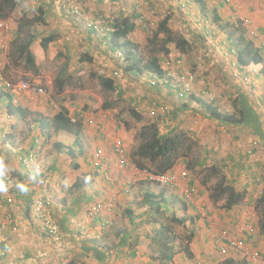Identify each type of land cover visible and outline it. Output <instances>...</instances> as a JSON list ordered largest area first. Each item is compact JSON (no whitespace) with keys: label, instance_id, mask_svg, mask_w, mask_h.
Here are the masks:
<instances>
[{"label":"rangeland","instance_id":"obj_1","mask_svg":"<svg viewBox=\"0 0 264 264\" xmlns=\"http://www.w3.org/2000/svg\"><path fill=\"white\" fill-rule=\"evenodd\" d=\"M18 1L19 6L14 12L10 14H4L6 19L9 21L12 29L10 33L9 50L6 56L1 57V65L3 68L2 70L7 79H11L12 81H28L30 84H33L35 86L39 85L44 92L42 94H37L31 91H27L13 94L15 99L14 102L16 104L22 105L26 109H29L32 113L25 123L19 124L17 131H14L13 134H10V132L7 131L5 138L2 131L7 127L8 123L11 122L8 121V119L6 118L8 116L6 111L0 108V136L3 137L0 138V162L3 161L4 166L8 168V170L13 176H17L16 172L18 171L16 165L17 162L15 161V159H13L15 158L14 154L16 152L21 151L22 149L24 150L25 148H29L32 143V137L36 135L31 134V128L34 130L35 126L38 127L39 125V123L35 122V117L38 121H44L42 119L45 118L46 120L51 121L55 113H57L62 107L67 108L69 110V113L71 112L70 115L72 117L79 118L82 120L81 124L83 125V130L79 137L82 143L83 140L85 141L87 140V137H89L87 135L88 130L97 131L98 134L104 131V124L102 120L103 118L106 119L105 117L114 119V123L117 122V125L120 122H124L125 126L122 125L123 129L126 128L131 133H129L131 136L132 133H134L138 127L135 120L132 119L134 117L132 111H135L136 113L142 116V123L149 121L151 122L152 120L157 121L159 124H162L163 117L167 115L170 109L168 105H164L161 103L157 106L151 107L157 109L156 117L153 118V120L150 116L141 114L136 104H134V99H138V97L142 98L143 95L150 93L151 89L153 88L151 85H149V77L147 76L148 74L134 75L133 72L126 70V67L128 65H112V61H107L106 64L108 65H105L104 68L102 67L103 65L97 64L100 63V61H96L95 64L79 61L78 56L84 51L82 47L84 45L83 42L85 43V40L82 36L76 37L70 33L69 29L67 28V24L65 23V20H68L65 18L64 15L68 14L66 12V9H64L59 4L58 6H51V0H33V2H31L32 0ZM136 1L141 2L143 5L139 6L138 10L135 7V9L129 12L128 15L132 16V19L137 20L139 22V27L141 28V30H144L142 32V35L144 36L143 40H141L142 42H140V40L138 39H136L135 42L137 43L135 45H137L139 49V52H136V57L139 56L140 60L147 61L150 57H155L156 55H163L161 54L160 49L161 41L163 38L153 37L160 20H162L166 14H170L172 16L170 28L175 33H178L183 36L192 45L191 50L183 56L185 67L190 70L191 73L194 74L196 77L195 93L197 92V90L200 89V91L196 93L198 97L203 96L209 101L211 94L214 98V101H212V103H219L218 106L221 108L231 107V98L233 97H229L227 93L228 90H230V96L233 95L234 92L236 94V91L239 87L242 93H250L251 90L243 89L242 85L250 87L252 81H260V77L257 75L258 72L256 69H251L249 70V72H247L248 80L236 79L238 77L235 78L232 75V70L231 73L228 70H226V74L222 73L221 68L224 69L226 66L229 67V65L234 62L233 58H231V54L228 53L226 46L223 44L225 35L217 31L216 38L211 35V37H209V34H201L200 36L199 32L204 27V23L206 21L201 16L200 7L199 5H196L194 0H190L189 2L188 0H181L183 2H179L178 0H160L164 2L163 4H161L159 0ZM80 2L82 4L83 14L90 18H98L100 16L104 17L107 20L110 28H113L115 20L120 18H118L120 10L127 13L125 9L122 10L121 5L119 6L120 8H118L116 7L117 5L114 3H107L110 9L109 14L113 19V22H110L108 21L109 18L106 17V13L99 10L98 3L100 2H96L94 0H80ZM216 3L222 2L220 0H216ZM123 4L126 5V3ZM39 5H45L44 7H47L46 5H49L48 9H51L52 11L51 15H47V22L45 24H36L32 28V30L37 36V40L33 43V48L36 50L37 53L36 56L38 58L37 63L39 67L37 70L38 72H36L35 70H30V67L25 64L24 60H19V62L17 63L11 56L13 49L12 42L14 41V39L16 38L15 36L17 35L19 19L22 17V15H25L28 18L36 16L37 6ZM210 5L211 4L209 3V6ZM222 5L224 10L222 9L223 11H221V14L223 16H226V19L238 23L241 22L242 18L248 17L252 21L253 28L255 27L254 29L256 31L259 30H257L256 26L254 25L253 16L251 15L252 12H254L255 8H253V5L249 0H233L232 5L224 3H222ZM58 7L59 11L62 13L63 18L60 16V14H58ZM210 8L212 9V7H209V9ZM140 9L142 11H140ZM136 11H139V13H136ZM71 17H73L71 19H73L74 21L81 22V20L78 19L76 16L72 15ZM141 17H145L146 22L142 23ZM80 18L82 19V17ZM199 18H201V20H199ZM63 19L65 20L63 21ZM71 19H69V21H71ZM209 22L210 21L207 22V25L211 26ZM211 29H215L214 26ZM54 31H57V33H55V35L57 34L56 42L47 50L43 51L41 48H39L38 45L41 41V38L49 35L51 32ZM149 35L150 38L153 39L152 42L147 41V37ZM259 35L264 38V32L260 31ZM203 36L206 37V40H201V37ZM133 37L134 35L132 33L130 38L132 39ZM161 37L164 36L161 35ZM260 40L261 39L256 40V43L259 44ZM122 41L123 40H121V42ZM100 45L103 47V52H110L108 46L106 48V45L102 43H100ZM169 46L173 47V45ZM90 52L91 50L89 49L88 53ZM114 68H119L122 76L120 78L115 79L116 83L119 86L121 85V91L119 90V93L117 91L112 92L103 88L97 78L99 75L103 77H109L110 74L116 70H114ZM102 72L103 74H101ZM67 74L71 75V78L66 82L63 93L58 94L56 91L55 81L59 76L65 77ZM263 84H260L261 87H259V92L264 91ZM201 88L203 89V91L209 93V96L201 94ZM150 94L152 95V93ZM251 97L254 98V96ZM256 102H258V106L264 105L263 101L261 100ZM229 103L231 104L229 105ZM161 107L162 109L166 108L165 111H163ZM76 112L77 114L75 115ZM81 114L84 116H81ZM89 120L93 121V123L90 124ZM85 123H87V125ZM193 124H195V126H198L197 121H194ZM122 126L119 125L118 127L120 128ZM217 127L218 130L216 132L221 133V136H225L227 134V129L225 126L217 125ZM190 132L191 133L188 135L193 139L194 143H196L195 141H197L196 139H198V136L195 135V129H192ZM236 133L237 130H230V135H235ZM239 134L240 136L245 135L240 140L242 141L241 144L243 145L245 143L246 145H248L249 143V146H251V153L248 152V147L244 146V149L246 150L244 159L248 165L250 164L254 166V168L252 170L247 169L246 171L240 173L239 180L238 178L233 179V181L231 180L230 183H232L237 190H242L249 187V189L247 190L248 197H246V200L241 205L234 208L232 211L225 210L222 207L223 202L213 203L211 201L210 190L213 188L212 185L214 184L215 180H212L207 187L202 186V179L205 175L203 168L197 167L196 169L192 170L188 169V173L184 175H180L172 171L177 175L179 185L176 187V190H174V188L166 189L167 192L172 193L173 191V195H176L180 198H186V189H191L193 193L190 202V210L185 214L179 212V215H184L186 217L192 215L197 217L198 219L197 236L193 243H191L190 245L191 249H193L195 257L190 259L183 252H178L172 264H223L224 260L234 256L230 253H225V255L219 253L218 243H220L221 241H218V239L221 236L222 232H224L225 230L229 232L230 237L236 239H245L247 234L246 231H250L251 229L253 236H251L250 238H252V240H250L249 238L247 240V243L261 251H264V238H262L258 232L259 211L257 208V200L261 196L260 193H262L264 190V166H262V164L260 166L256 165V162L259 159V155H263V153H260L259 148V146L261 147V142L260 140H256V138H253L252 135H246V133L242 132H239ZM9 135H13V138H10ZM84 135H86V138L84 137ZM116 139H122L123 144L125 146L124 138L116 136V138H112L107 141L108 143L106 147H104L103 152L106 150L111 153V155H113L111 151H113L112 146ZM134 140L135 142H138L136 136ZM134 140H131V145L133 144ZM57 141H62L66 144L73 145L74 137L65 133L56 135L54 131L50 130L49 136L40 139L39 141L42 145L41 149L44 154L45 160L51 159L50 156L54 152L59 154L54 146V143ZM91 141L93 140L91 139ZM85 145H87L88 147L87 150L85 148V153L98 149L95 145L90 144L87 141ZM2 146H4L3 149H1ZM245 150L241 151V148L237 147L235 149V152L240 151V155H243L242 152ZM127 151L129 153V157L131 158L130 149H128ZM5 152L6 155L1 154ZM193 152L194 160H201L202 152H198L197 150H194ZM15 156H19V154H15ZM78 157L81 158V155H79ZM209 157H211V155ZM69 159L71 158L69 157ZM214 162V158H209L205 161L204 164L207 167L212 166ZM179 164H183V161H180L177 166ZM67 166H69L68 171H71L70 174L74 178L78 170L74 168L73 163ZM149 167L153 169L152 166L149 165ZM130 169L135 170V168ZM128 172L132 174L131 171ZM228 172L229 170L224 171V173L230 178V172ZM132 177L133 179L129 180L130 182L126 180L121 184L122 187H128L127 189L129 190V192L125 187H123V190H121V188L117 189L118 191L121 190V193H115L118 197V206L116 208L117 211L114 214L116 216L117 212L120 211L119 213L122 212V215L120 216V214H117L118 218L116 220L112 219L113 225H111L114 226L113 230L110 233L101 236L99 240L97 238L94 239V237L92 239H85L86 244L91 243L93 245L96 243V240L98 242H101L96 245V248H98L99 250H94L99 254L100 251L104 252V250H108V253L111 254V256L104 260L106 261L105 263L102 260H97L98 262H101L103 264H152L150 263L149 258L150 247L146 242V239H144L146 237V234L151 229V224L148 225L145 222H142L137 227V230H139V232L135 234L133 231L132 234H130L129 227L125 219V214L126 209H128L129 206L135 208L134 216L138 222V220L142 219L145 213V210L142 209L141 202L143 193L146 190L158 193L159 191H161L162 188L158 185H153L145 180H142L144 178V175L142 177L141 172L136 173V177L132 174ZM258 178L260 179L259 181H257ZM191 180L194 181L190 183ZM55 181L56 180H54V182ZM60 184L61 185L59 189H62V185L64 184V182H61ZM109 188L112 189L111 186H109ZM252 193H254L255 198H251ZM57 202L63 204V201H60L59 199L57 200ZM57 220L58 222L61 221V218H59L58 215ZM35 223L36 226H34L38 229V231L35 232V235L37 237H41L40 234H42L43 231L37 225V221H35ZM66 227L68 229V226ZM99 227L101 228L100 223ZM120 228H123L125 235L128 236V234H130L129 238L132 240L134 239V236L140 237L138 246L142 250H140V254L135 260L132 258H128L127 255L124 256L122 254L126 248H121V240L117 238V235L115 236V233L119 231ZM175 231L177 234L182 235V231L180 229L176 228ZM25 232L30 235L29 229H27ZM96 235L100 236L99 233H94L93 236ZM93 241L95 242L92 243ZM79 243H81V241H79ZM175 244L177 245L178 242H176ZM44 245L46 246V251L50 253V257L44 262L45 264H54L55 259H58L56 257L69 260L70 256H73V254L70 253L72 251L70 249L71 246L69 247V242L67 248L63 251H57L54 246L49 245L46 241H44V243L39 249L43 248ZM91 252L93 254V251L88 250L86 254H90L91 256ZM116 252L118 254H116ZM74 256H76L74 260L77 261L76 264H90L94 262L93 259H91V261H85L83 258H88L89 255L87 256L82 252ZM74 256L71 258H74ZM236 257H238V262L241 263L242 261H245L247 264H250L248 261L243 260L242 256L237 255ZM96 258H100V256ZM44 263L39 262L38 264Z\"/></svg>","mask_w":264,"mask_h":264},{"label":"crops","instance_id":"obj_2","mask_svg":"<svg viewBox=\"0 0 264 264\" xmlns=\"http://www.w3.org/2000/svg\"><path fill=\"white\" fill-rule=\"evenodd\" d=\"M31 1V0H30ZM160 1V0H159ZM179 2H183L181 0H178ZM251 2V4L253 5V8H255L254 12H252L253 16V22L254 25L256 26L257 30L259 29L260 31L264 32V0H249ZM33 2V0L31 1ZM47 2V1H46ZM97 2V1H96ZM161 4H163L164 2L160 1ZM107 3H114L116 4L118 8H120L119 6H122V10H126V12L121 11L120 10V14L118 16V18L120 17H130L132 19V16H129V12H131L133 9H135V7L139 8V6L143 5L141 2H138L136 0H103L101 1L99 4V10L103 11L106 13V17L109 18L108 21L113 22V19L111 18L110 14H109V7L107 5ZM123 3H126V5H124ZM145 3V2H144ZM211 5L210 7H212V9H218V11L220 12V15L226 19V16H223L221 14V11L224 10L222 3H216V0H213L211 2H209ZM51 6L53 5H57L59 4V0H51L50 1ZM198 5V4H196ZM45 6V5H44ZM44 6H37V13H38V8L39 7H43L45 9V23L47 22V15L50 14L51 15V9H48L49 5H46L47 7ZM53 8V7H52ZM59 11V7L57 8ZM223 9V10H222ZM140 11H142L140 9ZM136 13H139V11H136ZM56 14V13H55ZM58 14H60V16L63 18L62 13L59 11ZM65 15V18L68 20L63 19V21L65 20L66 24H67V28L69 29L70 33L73 36H82L85 40V43L83 42V49L84 51L82 53H80V55L78 56V60L79 61H84L85 63H90L88 61H90V59L92 60L91 63H94L97 61H100V63H97L98 65H103L102 67L104 68L107 61H112L113 64L112 65H130V63H137L140 62V58L139 56L136 57V52H133L132 56H128L126 49L123 47V42L124 40L121 42L120 41V45L121 47H118L117 49H114V46L112 44L111 38L112 35L111 33H98L92 30L87 29V27L85 26V22L80 18L77 17L78 19L81 20V22H77L74 21L73 17H71V15ZM231 18V17H230ZM69 19H71V21H69ZM132 21L135 23V30L133 32H131L128 35V41L131 42V44H137L136 39L140 40V42H142L141 40H143V35L142 32L144 30H141V28L139 27V22L137 20L132 19ZM73 26V27H72ZM86 28V29H85ZM255 28V27H254ZM258 30V31H259ZM259 31V33H260ZM57 33V31L51 32L50 34H55ZM133 33L134 37L131 39V34ZM200 36L201 34H206L204 27L202 28V30H200L199 32ZM198 34V35H199ZM57 35V34H56ZM86 38V39H85ZM160 38H163L160 36ZM147 41L148 42H152V39L150 38V35L147 37ZM100 43L106 45L109 47L110 52H103V47L100 45ZM162 46V45H161ZM160 46L161 49V54L163 55H156V57L160 58V67L162 69V74L158 75L156 73H148V82L149 85H151L153 88L151 89L152 95L150 93H147L145 95H143L142 98L138 97V99H134V104H136L138 110L140 111L141 114H144L146 116H150L152 119L156 117V108H151L153 106H157L158 104H164V105H168V107H170L167 115L165 117H163L162 119V124H159L157 121H152L151 122H157L160 128V131L162 134H171L175 131H185L188 134H190L192 129H195L196 132V136H198V139H196L197 141H195L196 143L193 145V149L197 150L198 152H202L201 155V160L197 159L195 160V163L198 164L197 167L206 169L210 166H207L204 164L205 161L207 159H211L214 158L215 162L213 163V165L219 167L222 169V171L224 172L225 170L228 171L229 170V176L230 178L227 176V179L231 182V180L233 181V179H240L239 178V174L246 171L247 169L252 170L254 168V166L252 165H248L244 159L246 150L244 149L246 147H248V152H252L250 151L251 146L246 145L245 143L242 145V141H240L242 139L243 136H240L239 132L242 133H246V135H252L253 138H256V140H260L261 142V147L260 148V153H263V155H259V159L256 162L257 166H260L262 164V166H264V105H260L258 106V102L256 101H263L264 103V91L259 92V87L260 84L264 83V78L260 77L259 74L257 73V75L260 77V81H256L251 83L250 87H247L245 85H242L243 89H249L251 90L250 93H242L241 89H237L236 94L234 92L233 95L230 96V90H228V95L229 97H233L231 98L232 101V105L231 107H219V103H211V104H216L214 105L216 108H218L220 111L222 112H226V113H231L235 111V108L233 107V101L236 100L238 101V103L241 106L244 107H248L249 111H250V118L247 119V121L242 124V125H224L221 124L220 122H218L217 120L213 119L209 114H207V112L205 111L204 106H202L201 103L195 101L193 99V96H195L196 98H200L203 100V102H207L210 103V101H208L205 97H198L196 95V93H198L200 91L197 90V92L192 95L189 96L187 98H180L179 97V92L176 89V87L172 84H164L161 83V81L159 79H164L165 77V72L167 70V68H173V60L176 57H181V60L183 61V66L184 68L191 72L190 70H188L185 67V63H184V56L175 49V46L173 45V47L171 46H167L168 50H169V54L165 53L164 48H162ZM91 50L90 53H88V50ZM137 51L139 52V49H137ZM137 52V53H138ZM121 54V55H120ZM231 58H233L234 62L231 63V65L226 66L224 69L221 68L222 73L226 74V70H228L231 73L232 70V75L236 78V79H243V80H248V73L249 69H243L241 67H239L236 63V59L234 57V55L231 54ZM151 58V57H150ZM149 58V59H150ZM148 59V60H149ZM147 61H142V65L146 64ZM235 67V68H234ZM116 69V70H115ZM115 71H113L109 77H105V78H109L111 80H113V82L115 83L116 86V90L112 91V92H118L119 90L121 91V85L119 86L116 83V78L114 76V73L116 71L120 72V69L118 68H114ZM103 74V72L101 73ZM147 74V73H145ZM101 76V75H99ZM103 77V76H101ZM122 77V76H121ZM120 78V77H119ZM156 79V83L153 84V80ZM240 85V84H239ZM264 85V84H263ZM202 93L204 94L206 91H203V89L201 88ZM263 90H264V86H263ZM261 93V94H259ZM251 96H254V98H252ZM204 98V99H203ZM206 99V100H205ZM255 101V103H254ZM253 102V103H252ZM231 103H229L230 105ZM141 109V110H140ZM159 109V108H158ZM71 113V112H70ZM206 113V115H205ZM77 114V112L75 113V115ZM71 116V115H70ZM81 116H84L81 114ZM8 119V121H10L11 123H8L7 127L5 129H3L2 133L4 135V138L6 137L7 131L10 132V134H13L14 131H17V128L19 127V122H16L13 118L10 117H6ZM106 119L103 118L102 122H103V127H104V131L100 132L99 134L97 133V131H92V130H88L87 131V135L89 137H87V140H83V144H86V141L90 144L95 145L98 149L92 150L91 152L89 151L88 153H85L84 155H81L80 157H77V164L79 165V168L77 169V174L75 175V177L73 178L72 175L70 174L71 171L69 172V166L71 163H73L72 159H69V157L67 156V154L65 153H59L57 154L56 152H54L50 157L51 159L45 160L44 159V154L42 152V145L40 144V139L46 138L47 136H49V131H45L42 132V130L35 126L34 130L31 128V134L35 135L34 137H32V143L30 145L29 148H25L24 150L22 149L19 152H16L15 154H19V156H15L13 159H15V161L17 162V176L20 178L19 184L17 185L18 188H14V192L15 193H7L4 192V188L1 185V180H0V204L3 205L4 207V212L3 213H8L9 216L13 217L14 215V219L15 222L17 224V226H20L21 228L17 229V227L13 230L15 231L17 229V231H21L20 233H18V235H15L13 231H8L10 233L9 237H4L3 236V240L4 243L2 244V246L7 247V243L5 242V240H9L11 241L10 243L13 246V253L11 255L7 254L6 257H2L0 259V262L3 264H38L33 261V256L34 253L41 247V245L44 243V241H46L44 239V234H40L41 237H37L35 235V232L38 231L37 228H35L36 223L35 221L36 218L33 214V209H32V202L33 200L38 197L39 195H45V193H40L42 191L38 190L39 193H32V182L33 181H40V179L42 177H40V175H43L39 172H33L31 174H27V172L25 171V169L23 168L21 162L19 161L20 157L27 155L30 152H39V155L41 157V161H42V166L43 168H49L51 170H53L54 173V180H56L57 182H50L49 187L46 189V187L43 184L44 187V191L46 192V194H52L55 197V201H56V211H57V215L59 216V218L65 219L67 220V224L66 226H68V232L71 237V240L69 243H71V251L70 253L74 255H77L78 253L82 252L85 255H89L88 258H83L85 261H91V259L94 260L93 263L90 264H103L101 262H98L97 260H99V258H96L94 256V252L92 254L91 252V256L90 254H86V252L89 250L94 251L96 248V245L98 242L96 240L95 244H86V240L85 239H92L94 237L97 238L99 240V238H101V236H104L105 234L110 233L114 226H112L113 221L112 219L116 220L117 214H120V216L122 215V212L119 213L120 211L117 212L116 216H115V212L117 210L114 211L113 214L109 215V221L110 224L108 228H100L99 227V220L97 219L95 221H91L90 219H87V210L89 208V206H92L93 204L96 203H100L102 201H107L108 199H113V195H115V193H121V190H123V187H125L126 189L128 187L126 186H121V184L123 182H125L126 180H131L133 179V176L136 177V173L141 172V176L143 177L144 172L145 171H141L139 170L135 164L132 163L131 160V164L128 167L125 168H121L116 161V156L114 154L113 151L112 152L113 155H111V153H109L108 151H104V156L107 159L106 161V166H105V170L104 171H99V169L94 168V166L92 165V159H94V153L97 150H102L104 149V147H106L107 145V141H109L112 138H116V136H120L122 138H124L125 141V146L128 149H130V151H133L137 145L139 144V142H135V136L137 135V133L139 132V130L141 129V126L144 124L142 122H139L138 120L136 121V119L133 117H131L133 120H135V122L137 123L138 127L137 130L132 133V136L130 135L131 133L124 128L123 126H125L124 122H120L117 125V122L114 123V119H111L109 117H105ZM154 120V119H153ZM158 120V117H157ZM90 121V120H89ZM194 121L198 122V126H195V124H193ZM87 125V123H85ZM102 124V123H101ZM119 125H123L122 127H118ZM217 125H222L225 126L227 129V134L225 136H221V133L216 132L218 130ZM10 129H9V128ZM8 128V129H7ZM117 128V130H116ZM88 129V128H87ZM237 130V133L235 135H230V130ZM37 131V132H35ZM130 133V134H129ZM10 138H13V135H9ZM84 137L86 138V135H84ZM0 138H3L0 136ZM91 139L93 141H91ZM131 140L133 141V144L131 145ZM138 141V140H137ZM254 141V140H252ZM252 143V142H251ZM203 145V147H202ZM239 147L242 150H245L242 152L243 155H240V151L235 152V149ZM4 146H2L1 149H3ZM86 150L88 149L87 145H85ZM113 149V146H112ZM10 153V152H9ZM1 154H5V153H1ZM11 154V153H10ZM110 154V155H108ZM211 155V157H209ZM13 156V155H12ZM209 157V158H208ZM12 159V160H13ZM254 162V161H253ZM212 165V166H213ZM81 166V167H80ZM185 167V169H184ZM252 167V168H251ZM130 168H135V170H132ZM249 170V171H250ZM131 171L132 174H130ZM171 171L176 172L180 175H184L188 173V169L186 166V162H183V164H179L178 166L176 165ZM184 171V172H183ZM190 171V170H189ZM110 174L111 178L114 182V184H110L107 180H106V175ZM140 175V174H139ZM120 177V178H119ZM145 178V175H144ZM142 180H145V179ZM139 180V181H142ZM194 180H191L190 183H192ZM64 182V184L62 185V189H59L60 187V183ZM78 182L82 183V187L80 189H76L73 187L74 183ZM130 182V181H129ZM128 182V183H129ZM138 182V181H137ZM44 183V182H43ZM117 183V184H116ZM57 185H59L57 187ZM114 185V186H113ZM125 185V184H124ZM109 186L112 187V189L109 188ZM188 186V185H187ZM115 188V189H113ZM118 188H121V190H117ZM249 187L246 188V190H248ZM128 190V189H127ZM76 191V193H75ZM264 191V190H263ZM129 192V190H128ZM263 193V192H262ZM262 193H260L262 195ZM112 194V195H110ZM31 195V198H30ZM110 195V196H109ZM252 197L251 198H255L254 197V193L251 194ZM112 196V197H111ZM248 197V194H247ZM62 198V199H61ZM118 198V197H117ZM9 199L12 200V202H9ZM63 201V204H60L57 202V200ZM29 200L31 202H29ZM29 202V203H28ZM118 206V203H117ZM131 206H129L128 208H130ZM27 210H29V212H27ZM9 211V212H8ZM6 213V214H7ZM30 222V223H29ZM33 222V225H32ZM35 225V226H34ZM26 226V227H25ZM29 229V234L28 235L25 231ZM79 233H81V237H79ZM84 232V233H82ZM259 232V230H258ZM94 233H99L100 236H93ZM35 235V236H34ZM117 235V238L120 239L122 241L123 235H125L123 228H120L119 231H117L115 233V236ZM262 237V236H261ZM263 238V237H262ZM42 239V240H41ZM75 239V240H73ZM79 241H81V243H79ZM95 241H93L92 243H94ZM43 248H46V246L44 245ZM99 250V249H98ZM122 250V249H121ZM140 247H138L137 249V257L140 254ZM127 250L125 249V251H123V255H127V253H125ZM115 252V251H113ZM120 252V251H117ZM116 252V254H118ZM122 252V251H121ZM121 254V255H122ZM23 255V256H22ZM120 255V256H121ZM124 255V256H125ZM73 256H70V259H63L60 257H56L58 259H55L54 264H65L68 263L70 261H74L76 256H74V258H71ZM81 256V255H80ZM24 257V258H23ZM95 257V258H94ZM78 260V259H77ZM104 260V259H103ZM106 260V259H105ZM7 261V262H6ZM106 261H104L105 263ZM77 263V261H75V264ZM45 264V263H44Z\"/></svg>","mask_w":264,"mask_h":264},{"label":"trees","instance_id":"obj_3","mask_svg":"<svg viewBox=\"0 0 264 264\" xmlns=\"http://www.w3.org/2000/svg\"><path fill=\"white\" fill-rule=\"evenodd\" d=\"M94 1L101 2L103 0ZM194 2L199 5L201 16L206 21L204 23L206 34H209V37L213 36L216 38L217 31L223 33L225 35L223 44L226 46L228 53L234 55L237 65L243 69H256L259 76L264 78V50L257 47L256 40L252 38L250 32L243 23H235L229 19L223 18L218 9H209L210 6L208 0H194ZM18 6V0H0V16L2 15L5 17L4 14L14 12ZM171 17L170 14H166L164 18L160 20L153 38H159L161 35L164 36L161 41V47L164 48L166 54H169L167 46L174 45L177 51L182 55H185L191 50L192 45L183 36L175 33L170 28ZM199 20H201V18H199ZM208 21H210L209 23L211 26L207 25ZM36 24H45V9L43 7L38 8L36 16L28 18L27 16L22 15L19 19L17 35L12 42L13 49L11 57L17 63L19 60H24L25 64L30 67V70L32 69L38 72L37 53L33 48V43L37 40V36L32 30ZM213 26L215 29H211ZM135 28V23L130 17L116 19L113 25L114 31L111 34V41L114 49L121 47L120 41L124 40L123 47L126 49L128 56H132L133 52H137V45L131 44L127 38ZM56 40L57 36L55 34H49L42 37L38 44L39 48L45 51L52 46ZM201 40H206V37H201ZM139 61L140 62L137 63H130V65L126 67V70L133 72L134 75H143L145 73L162 74L163 71L160 67L159 57H151L144 65H142V60ZM88 62L91 63L92 60L90 59ZM70 78L71 75L67 74L65 77L59 76L56 79L55 84L58 94L63 93L65 84ZM97 78L103 88L110 91L116 90L113 80L101 76H98ZM193 99L201 103L207 114L221 124L230 126L242 125L250 118L251 113L248 107L241 106L236 100L233 101L235 111L226 113L216 108L211 104L212 102H203L202 99L196 98L195 96H193ZM14 101L13 93L4 91L0 88V108L6 111L8 117L13 118L16 122L25 123L32 112L29 109L24 108L22 105L16 104ZM132 114L136 120L142 122L143 118L141 115L135 111H132ZM73 118L70 116L69 110L62 107L57 113H55L51 121L46 120V118L42 119L44 121H38L36 117L34 120L36 123H39L38 127L42 132H48L51 130L54 131L56 135L65 133L74 137L73 145L57 141L54 143V146L58 153L67 154V156L72 159L74 168L78 169L79 165L76 162L77 157L85 154V147L79 139L83 130V125L81 124V119L76 118L77 122H73ZM136 137L139 144L133 151H131V160L141 171L161 174L167 173L180 161L186 162L187 169L190 170L196 169L198 166L193 158V145L195 143L185 131H175L171 134H162L158 123L149 121L141 126ZM149 165L152 166L153 169H151ZM25 171L27 172L26 169ZM204 172L205 175L202 179V186L207 187L212 180H215L212 185L213 188L210 190V199L213 203L223 202L222 207L225 210L232 211L246 200L247 190H237L227 179L226 174L221 168L213 165L204 169ZM27 174L31 173L27 172ZM40 177H42L40 181L36 180L32 182L33 194L39 193L38 190L41 189L42 191L40 193H46L43 187L46 175L43 174L40 175ZM74 186L76 189H80L83 185L82 183L78 184V182H75L73 187ZM161 188V191L158 193L149 190H146L143 193L141 202L142 209L145 210V213L142 219L138 220V222L134 216L135 208L130 207L126 209L125 219L129 227V233L132 234L133 231L135 234L138 233L139 230H137V227L142 222H145L148 225L151 224V229L144 239H146V242L150 247L149 258L150 263L152 264H172L178 252H183L187 257L192 259L195 255L190 245L197 236L198 219L192 215L187 217L179 215V212L185 214L190 210L192 197L180 198L173 195V191L172 193H168L166 190L168 188ZM174 190H176V188H174ZM11 192L15 193L14 191ZM29 202L31 201L29 200ZM257 208L259 211L258 230L260 236L264 238V191L257 200ZM3 212L1 213L2 217L8 216L7 212V214ZM27 212H29V210H27ZM13 217L11 225L6 227L1 233L4 237H9L10 233L8 231H13L16 227L17 229L21 228L20 226H17L14 219L15 217ZM36 220L38 221V219ZM58 224L60 231L64 234V240H70L71 237L68 235L69 232L66 227L67 220L62 219ZM37 225L39 226L38 222ZM176 228L182 231V235L176 233ZM17 229L13 231L15 232V235H18V233L21 232L17 231ZM130 234H128V236L123 235L121 248H126L127 251L125 253H127V257L135 260L137 258L140 237L134 236V239L132 240L129 238ZM219 240L221 242L218 243V246L221 247L224 243L222 236L219 237L218 241ZM176 242H178L177 245L175 244ZM93 252L94 256H100L99 260L102 261L111 256V254L108 253V250H104V252L100 251V254L96 251ZM228 253L235 257L227 258L223 261V264H247L245 261H242L241 263L238 262L237 255L231 250H227L226 254ZM242 259L246 260L245 258ZM65 264H75V261H70Z\"/></svg>","mask_w":264,"mask_h":264},{"label":"built area","instance_id":"obj_4","mask_svg":"<svg viewBox=\"0 0 264 264\" xmlns=\"http://www.w3.org/2000/svg\"><path fill=\"white\" fill-rule=\"evenodd\" d=\"M212 1V0H209ZM224 4L232 5L233 0H220ZM59 5H61L68 15L82 17V20L85 22V26L87 29L100 32V33H113V28H110L107 20L100 16L98 18H90L87 17L82 12V4L80 0H59ZM141 22H146L145 17H141ZM241 22H243L244 26L250 32L252 38L254 40H260L258 44V48L264 50V38L259 35V33L253 28L252 21L247 18H242ZM11 26L9 21L4 16H0V88L4 91L11 92L16 94L18 92H27L31 91L37 94H42L44 91L39 85L30 84L25 80L12 81L11 79H7L4 75L1 57L6 56L9 47H10V33ZM121 55V54H120ZM114 76L119 78L121 77V72L116 71ZM161 83L169 84L172 83L179 92L180 98H187L195 94V84L196 77L191 72L187 71L183 66V61L181 57H176L173 60V68H167L165 72L164 79H159ZM247 80V79H246ZM153 84L156 83V79L153 80ZM204 95L209 96V93L205 92ZM210 102L214 101L213 96L210 94ZM162 109V107H161ZM166 108L162 109L165 111ZM73 118V117H72ZM73 122H77L76 118H73ZM90 124L93 121H89ZM257 144V143H255ZM113 152L116 156L117 164L121 168H125L130 166L131 158L129 157V153L125 148L122 139H116L113 144ZM20 160L23 163V166L27 170L28 173L33 172H43L46 177L44 179V186L47 187L50 182V177L54 175V171L49 168H43L41 157L38 152H30L29 154L20 157ZM107 159L104 156L102 150H97L94 153V159H92V165L94 168L99 169V171H104L106 166ZM104 169V170H103ZM0 175H1V183L5 188L7 193H10V190L16 186L18 182L16 178L10 173L8 168H4L3 164L0 162ZM145 180L149 183L157 184L161 187L166 188H176L178 184V177L175 173H154V172H144ZM106 180L110 184H114L111 175H106ZM260 179L258 178L257 181ZM59 185H57L58 187ZM191 189H186L185 197H192ZM12 202L9 199V202ZM56 201L55 197L52 194L39 195L32 202L33 214L36 219H38L39 228L43 231L44 239L49 245L54 246L57 251H63L67 248L68 242L64 240L63 233L60 231L59 222L57 220V211H56ZM117 208V195H113V199H108L107 201H102L100 203L93 204L87 210V218L91 220L100 219L101 227L108 228L110 224L109 215L114 213V210ZM4 211V207L0 204V259L2 257H6L7 254L11 255L13 253V246L10 243L11 241L5 240L7 243V247L4 248L2 244L4 243L3 235L1 234L6 227L11 225L12 217L6 216L2 217V212ZM245 239H236L229 236V232L225 230L222 232L221 236L223 238V245L219 247V253L225 255L227 250H231L234 254L240 255L249 261L251 264H264V251H261L248 243H246V239H249L252 235V231L250 229L246 231ZM252 239V238H250ZM23 256V255H22ZM50 257V253L46 251V248L38 249L33 256V261L35 263L45 262ZM24 258V257H23ZM0 264H3L0 262Z\"/></svg>","mask_w":264,"mask_h":264},{"label":"clouds","instance_id":"obj_5","mask_svg":"<svg viewBox=\"0 0 264 264\" xmlns=\"http://www.w3.org/2000/svg\"><path fill=\"white\" fill-rule=\"evenodd\" d=\"M190 0H188V2H189ZM209 1V0H208ZM209 2H211V1H209ZM114 30V29H113ZM258 32V31H257ZM259 33V32H258ZM112 34V33H111ZM257 47H258V44H257ZM72 117V116H71ZM38 152V151H37ZM38 154H39V152H38ZM19 161L21 162V164H22V166H23V163H22V161L19 159ZM1 163L3 164V166H4V163H3V161H1ZM4 168H6L5 166H4ZM23 168L25 169V167L23 166ZM53 171V170H52ZM169 172H172V171H169ZM41 174L43 173V172H40ZM168 173V172H167ZM173 173V172H172ZM43 174H45V173H43ZM54 176V175H53ZM53 176L52 177H50V182L52 181V182H54V178H53ZM15 178H16V180L18 181L17 183H16V188H18L17 187V185L19 184V181H20V178L18 177V176H14ZM0 180H1V175H0ZM50 182H49V185H50ZM56 182V181H55ZM1 185H2V183H1ZM49 185L46 187V189L49 187ZM3 186V185H2ZM14 187V188H15ZM4 188V187H3ZM14 188L13 189H11L10 190V193H12L11 191H13L14 190ZM5 189V188H4ZM4 192H6V190H4ZM46 194V193H45ZM90 207V206H89ZM88 219V218H87ZM91 220V219H90ZM95 220H97V219H95ZM95 220H91V221H95ZM100 222V225H101V220H99ZM63 233V232H62ZM82 233H84V232H82ZM78 234H79V237H81V233H79L78 232ZM63 236H64V234H63ZM71 240V239H70ZM70 240H67V242H70ZM247 240L248 239H246L245 241H246V243H247ZM250 240H252V239H250ZM71 243H72V241H71ZM71 243H69V247L71 246ZM249 244V243H248ZM250 245V244H249ZM252 246V245H251ZM243 258V257H242ZM249 262V261H248ZM250 263V262H249ZM251 264V263H250Z\"/></svg>","mask_w":264,"mask_h":264}]
</instances>
